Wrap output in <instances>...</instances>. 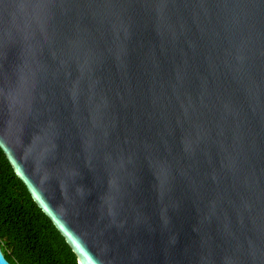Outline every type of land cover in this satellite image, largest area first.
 <instances>
[{
	"label": "water",
	"instance_id": "obj_1",
	"mask_svg": "<svg viewBox=\"0 0 264 264\" xmlns=\"http://www.w3.org/2000/svg\"><path fill=\"white\" fill-rule=\"evenodd\" d=\"M0 148L78 264H264V0H0Z\"/></svg>",
	"mask_w": 264,
	"mask_h": 264
},
{
	"label": "trees",
	"instance_id": "obj_2",
	"mask_svg": "<svg viewBox=\"0 0 264 264\" xmlns=\"http://www.w3.org/2000/svg\"><path fill=\"white\" fill-rule=\"evenodd\" d=\"M0 248L10 264H78L0 148Z\"/></svg>",
	"mask_w": 264,
	"mask_h": 264
}]
</instances>
